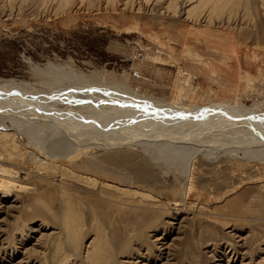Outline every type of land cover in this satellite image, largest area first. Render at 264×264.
I'll return each mask as SVG.
<instances>
[{"label": "rangeland", "instance_id": "obj_1", "mask_svg": "<svg viewBox=\"0 0 264 264\" xmlns=\"http://www.w3.org/2000/svg\"><path fill=\"white\" fill-rule=\"evenodd\" d=\"M82 75L94 86L66 85ZM7 83L36 97L62 92L50 103L81 116L148 109L110 93L114 84L168 103L254 105L264 115V0H0V85ZM241 124L202 142L256 135ZM6 132L0 264H264V164L198 160L186 192L174 167L163 173L140 145L68 136L92 148L38 167L30 155L42 153ZM51 132L36 131L40 146L66 140Z\"/></svg>", "mask_w": 264, "mask_h": 264}, {"label": "bare ground", "instance_id": "obj_2", "mask_svg": "<svg viewBox=\"0 0 264 264\" xmlns=\"http://www.w3.org/2000/svg\"><path fill=\"white\" fill-rule=\"evenodd\" d=\"M211 14L212 9L208 14H205V19L208 23L213 22L211 21ZM198 16H200V14ZM92 78L94 77L82 75L80 79H76L73 83L65 84L73 87L81 86V88H83L82 86L84 85L89 87V84H93ZM56 79L57 78L53 81H63V78L60 80ZM49 82L47 83L49 84ZM57 82L53 83L52 86L57 84ZM11 86L12 85L8 83L0 85V135L8 138L11 133L6 132V130H12L15 135L26 136L28 138V144L34 145V147L42 153V155H40L42 158L38 159L34 158L32 154L30 155V159L35 161L38 167H40L39 165L42 166L47 163L52 165L57 161L59 165L64 162L69 163L70 161L76 160L80 155L86 154L88 149L92 148V146L86 143H74L69 137H78L79 135L89 136L91 133L94 135L91 134L90 139L98 137L95 142L102 143L103 147L106 141H109V143L117 142L121 145H140L143 152L147 153L148 157L158 162L157 165L163 173L166 174L168 172L167 170L174 167L175 171H177L176 173H178L175 175L182 180V186H184L183 188L186 192H190L191 190V172L195 162L198 160L209 162L214 161L220 156H225L227 159L237 156L241 157L239 159L241 161L264 164V115L256 114L254 110L258 107L254 108V105H252V108H246L240 103H235V105H215L213 107L208 105H190L178 101L168 103L167 101L147 97L146 95L144 96L125 86L122 87V85L114 84V86H108L111 90L110 93L130 96L129 99L143 102V105L148 104L149 107L148 109H138L139 111L131 108L130 110L124 108L121 110L112 107L113 113H110L112 117L106 119L107 117L104 116V112L97 109L94 110L93 108V111L86 116L75 114L66 109L56 108L50 101L57 97L58 94L62 93L60 91V93L53 91L51 92L53 94L50 96L45 95V97H36L29 92L26 93L21 90L15 91ZM92 86L94 85H91L90 88ZM98 86H100V84ZM102 86L103 85L100 87ZM73 87V90L71 89L72 93L82 91L80 90L81 88L75 89ZM62 95L65 96V93ZM131 100L129 101L131 102ZM117 101L121 102L122 100L119 97ZM134 101L131 103L135 104ZM41 102L44 103L42 104ZM124 105L125 104H123V106ZM124 107L128 106L125 105ZM146 107L147 106H144V108ZM101 116L105 117L104 119L106 120L104 122H98ZM87 120L88 122H86ZM251 120L256 121L258 124L250 123ZM7 122L10 123V128H8ZM244 122H247L246 125H249L252 130L255 129L256 135L247 139H245V137L244 141H237L234 139L230 143H218L213 138L208 140L207 145L202 142V136L206 134L226 131L236 126L239 127L238 125H242L241 123ZM45 128H52L53 132H51V134L54 136H56L55 134H59L62 136V139L64 138L67 141L65 140L57 144L53 143L46 147H42L43 145L40 146L39 141L42 138L39 140L34 134H36V131L45 130ZM59 129H62L64 132H61L65 135L59 132ZM235 131H238L237 128ZM49 138L50 136L48 139ZM48 139H46V137L44 138V140L47 141ZM97 143L95 146L99 147L100 144ZM152 146H154V149ZM167 147H169V149L166 150L165 148ZM174 150L178 151V153L180 151L185 152L186 155L182 156V154L179 153L180 156ZM168 155H172V157H168ZM173 157L179 160L180 157H185V160L183 163L177 164ZM4 187H9L10 189V186L0 180V188Z\"/></svg>", "mask_w": 264, "mask_h": 264}]
</instances>
